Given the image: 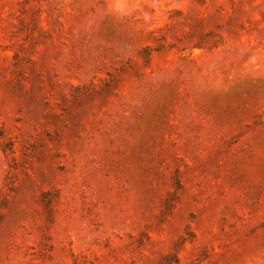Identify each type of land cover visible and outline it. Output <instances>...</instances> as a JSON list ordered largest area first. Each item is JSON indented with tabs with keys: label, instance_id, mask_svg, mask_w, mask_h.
<instances>
[{
	"label": "rangeland",
	"instance_id": "374dc122",
	"mask_svg": "<svg viewBox=\"0 0 264 264\" xmlns=\"http://www.w3.org/2000/svg\"><path fill=\"white\" fill-rule=\"evenodd\" d=\"M0 264H264V0H0Z\"/></svg>",
	"mask_w": 264,
	"mask_h": 264
}]
</instances>
